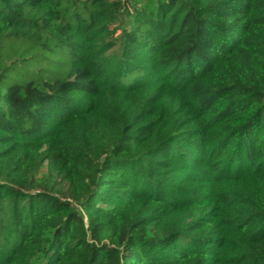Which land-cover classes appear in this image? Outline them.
<instances>
[{
	"label": "trees",
	"instance_id": "obj_1",
	"mask_svg": "<svg viewBox=\"0 0 264 264\" xmlns=\"http://www.w3.org/2000/svg\"><path fill=\"white\" fill-rule=\"evenodd\" d=\"M0 264H264V0H0Z\"/></svg>",
	"mask_w": 264,
	"mask_h": 264
}]
</instances>
